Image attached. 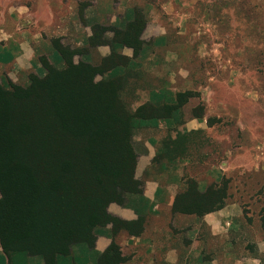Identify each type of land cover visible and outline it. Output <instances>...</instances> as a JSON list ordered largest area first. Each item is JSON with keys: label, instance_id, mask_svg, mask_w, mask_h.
Returning a JSON list of instances; mask_svg holds the SVG:
<instances>
[{"label": "trees", "instance_id": "1", "mask_svg": "<svg viewBox=\"0 0 264 264\" xmlns=\"http://www.w3.org/2000/svg\"><path fill=\"white\" fill-rule=\"evenodd\" d=\"M82 11L79 20L85 24ZM133 16L121 26L90 24L80 46L51 39L48 55L35 60L42 75L29 70L16 82L0 79V254L5 264H84L74 249L92 252L107 226L142 233V219L125 223L108 212L111 205L125 207L130 197L143 193L135 177L136 131L148 122H183L182 109L192 94L149 87V98L138 105L141 77L134 73L139 70L134 61L147 45L143 16L137 11ZM101 48L108 55L100 56ZM204 117L203 109L193 116ZM175 136L162 142L154 163L187 158L185 150L178 152L185 134ZM228 187L224 182L201 191L197 181L186 179L172 213L201 217L218 211L226 205ZM123 262L112 240L96 264Z\"/></svg>", "mask_w": 264, "mask_h": 264}, {"label": "rangeland", "instance_id": "2", "mask_svg": "<svg viewBox=\"0 0 264 264\" xmlns=\"http://www.w3.org/2000/svg\"><path fill=\"white\" fill-rule=\"evenodd\" d=\"M46 3L54 28L34 48L35 60L48 55L51 39L80 46L90 24L121 26L134 19V11L142 14L147 48L134 61L139 67L134 73L141 77L138 105L149 98V87L191 92L182 121L203 109V119L211 126L184 133L197 145L190 157L193 168L198 178L209 170L205 187L228 183L226 204L241 206L247 237L254 235L264 247V0H0V10ZM81 11L85 24L79 20ZM108 52L101 48L99 55ZM124 53L132 56L129 49ZM135 146L141 147L138 142ZM233 249L237 257L241 250ZM260 254L254 257L264 264ZM0 259L5 264L1 254Z\"/></svg>", "mask_w": 264, "mask_h": 264}, {"label": "crops", "instance_id": "3", "mask_svg": "<svg viewBox=\"0 0 264 264\" xmlns=\"http://www.w3.org/2000/svg\"><path fill=\"white\" fill-rule=\"evenodd\" d=\"M31 7L33 9L16 4L0 10V79L16 82L21 73L31 69L42 75L35 62L34 48L44 36L53 32L55 21L48 3L44 7L36 4ZM140 129L135 135V142L141 146L135 177L142 182L143 193L130 197L125 207L111 205L108 212L125 223L142 219V233L129 235L122 229L107 226L100 230L92 252L78 247L73 254L83 258L84 264H96L97 258L106 252L113 240L120 248L122 264H227L228 261L230 264H259L254 253L264 255V247L254 235L247 237V222L239 204H226L201 217L172 213L175 198L186 179L197 181L203 191L206 188L203 183L210 180L211 175L205 170L198 178L190 158L197 145L188 137L179 142L182 147L178 151L185 150L187 158L173 162L164 158L158 163H154V159L162 152L165 139L176 140V132H204L206 120L192 118L178 124L173 121L148 122ZM233 248L241 250L237 257H233ZM247 250L250 254L245 255ZM30 264L41 263L34 260Z\"/></svg>", "mask_w": 264, "mask_h": 264}]
</instances>
